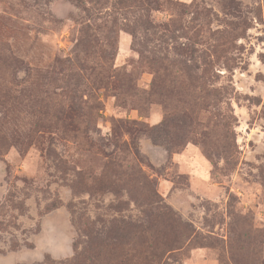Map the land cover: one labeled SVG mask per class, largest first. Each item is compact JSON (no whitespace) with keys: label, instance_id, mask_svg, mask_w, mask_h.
I'll return each mask as SVG.
<instances>
[{"label":"rangeland","instance_id":"rangeland-1","mask_svg":"<svg viewBox=\"0 0 264 264\" xmlns=\"http://www.w3.org/2000/svg\"><path fill=\"white\" fill-rule=\"evenodd\" d=\"M157 249L264 264V0H0V264Z\"/></svg>","mask_w":264,"mask_h":264},{"label":"trees","instance_id":"trees-1","mask_svg":"<svg viewBox=\"0 0 264 264\" xmlns=\"http://www.w3.org/2000/svg\"><path fill=\"white\" fill-rule=\"evenodd\" d=\"M130 123H134V121ZM128 125V123L124 122L125 127ZM135 183L136 185L139 184L136 200L142 201V203H146L150 206L148 209L149 211L146 213L147 223L132 224L133 229L137 232L138 236H140L142 244H145L148 239L147 233L152 232L153 235L157 233V228L166 219V217L171 216L172 218L175 213L168 204L164 203L163 198L154 187V181L146 175L142 168L139 169L138 183ZM141 198L143 200H141ZM190 230L191 228H185L184 232L188 234ZM118 241L119 237L113 233L109 234L108 238H106L107 245L112 247L115 246ZM143 258L146 261V264H152L156 261H162L163 254L159 252V249H157L146 255L143 253Z\"/></svg>","mask_w":264,"mask_h":264}]
</instances>
